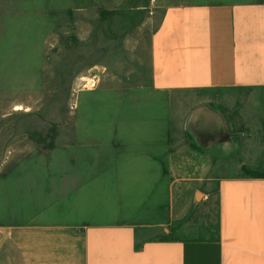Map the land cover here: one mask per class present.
Here are the masks:
<instances>
[{
	"label": "crops",
	"instance_id": "obj_1",
	"mask_svg": "<svg viewBox=\"0 0 264 264\" xmlns=\"http://www.w3.org/2000/svg\"><path fill=\"white\" fill-rule=\"evenodd\" d=\"M135 67L137 118L0 146V264H264V0H171ZM177 93L217 141L164 133Z\"/></svg>",
	"mask_w": 264,
	"mask_h": 264
},
{
	"label": "rangeland",
	"instance_id": "obj_2",
	"mask_svg": "<svg viewBox=\"0 0 264 264\" xmlns=\"http://www.w3.org/2000/svg\"><path fill=\"white\" fill-rule=\"evenodd\" d=\"M170 1L2 0L0 146L9 150L12 134L55 135L75 123L78 134H89L107 128L98 120L137 118L132 103L144 105L149 95L128 89L140 47ZM200 99L164 94V133L189 129L217 141L218 110L196 106Z\"/></svg>",
	"mask_w": 264,
	"mask_h": 264
}]
</instances>
